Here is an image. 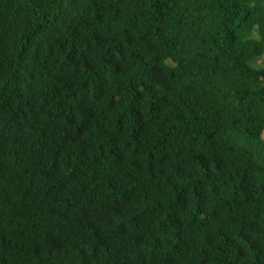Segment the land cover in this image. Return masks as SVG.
<instances>
[{"label": "trees", "instance_id": "obj_1", "mask_svg": "<svg viewBox=\"0 0 264 264\" xmlns=\"http://www.w3.org/2000/svg\"><path fill=\"white\" fill-rule=\"evenodd\" d=\"M0 264H264V0H0Z\"/></svg>", "mask_w": 264, "mask_h": 264}]
</instances>
